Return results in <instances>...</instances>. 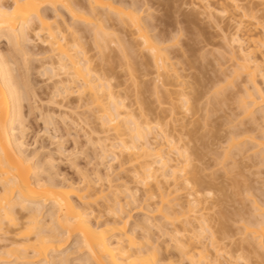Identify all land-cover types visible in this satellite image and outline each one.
Wrapping results in <instances>:
<instances>
[{"label":"bare ground","instance_id":"1","mask_svg":"<svg viewBox=\"0 0 264 264\" xmlns=\"http://www.w3.org/2000/svg\"><path fill=\"white\" fill-rule=\"evenodd\" d=\"M144 1L147 5L148 0H0V44L8 48L7 53L0 51V264H68L66 259L71 252L64 254L62 250L73 239L74 253L80 248L84 250L80 264H179L181 261L186 264H253L256 261L251 260L255 255L260 264L264 261V206L257 207L256 201H250L252 211L246 210L251 216L247 219L240 218L243 214L240 212L245 211L241 208L236 215L240 214L242 226L235 235L234 231L233 234L229 231L226 225L229 218L224 215L225 218L221 216L214 221L216 226H211L213 221L207 212L218 201L209 203L207 200L210 192L202 190L204 182L210 181L203 182L199 174L201 166L193 163L195 159L200 160L197 150L203 148L199 144L189 146L191 141L184 140L191 137L193 142L199 138L203 142L207 135V143L203 142L202 146H219L215 139L223 134V159L246 157L264 165V0H193L194 13L201 14L218 28L223 44L230 49L231 70L228 74L221 71L223 75L220 73L221 76L214 78L208 88H202L204 84H200L199 78L193 77L195 81L191 82L189 75L182 74L184 68L178 67L180 62H170L167 48L176 45L180 29L177 27L178 31L174 30L175 34L167 35L168 38L156 33L153 18L147 15L144 19L139 15V6ZM185 15L183 22H196L191 19L194 16ZM221 22L227 23L226 26ZM29 33L35 38L33 41H37V47H44L47 56L38 52L37 57L26 50L27 43L32 41ZM29 53L36 59L41 58L40 55L48 59L34 69L37 70L34 75L40 73L41 77H47L45 81H52L42 89L46 100L43 97L38 101L34 92L37 89H32L27 82L26 72L30 70H24L31 68L24 67L30 61ZM110 55L119 60L114 66L105 59ZM121 71L132 83L138 111L127 103L128 93L117 89L123 84H118ZM149 75H152L151 94L157 100L161 93L168 102L164 115L157 111L153 114L152 107L143 109L145 104L141 101L149 94L144 78ZM239 78H243L242 83L233 99L236 112L225 120L227 128L207 132V125L201 122L208 121L209 114L218 107L213 105L214 101L217 105L223 103L227 97L225 90L233 88ZM72 94L77 95L76 102H82L84 108H93L99 127H88L89 131L83 135H87L85 141L91 143V147L95 145L93 147L100 150L101 154L96 157L100 162L96 161L104 170L101 174L96 165L90 176L87 170L77 169L81 177L76 181L57 173L54 158L65 157V152L69 151L55 136L58 132L55 124L69 126L71 124L65 121L72 120L57 115L59 111L55 114L52 108L64 111L65 105L56 101L58 98L60 102L66 101ZM38 102L39 105L44 102L48 108L36 105ZM66 102L69 104L68 100ZM25 105L27 113L23 111ZM68 110L66 113H71L72 108ZM26 114L28 117L37 114L35 116L55 131L54 136V131L47 136L50 145L56 143L53 154L47 153L39 159L45 149L40 154L38 148L41 147L31 151L24 122ZM73 122L69 126L73 130L65 128L75 134L79 131L74 133L77 123ZM75 139L77 137L72 139L73 144L79 152L81 149ZM157 139L162 143H157ZM73 148L69 152L75 153ZM105 156H109V161ZM119 158L122 160L118 163ZM112 161L124 172L128 166V173L132 175L131 186L126 181L117 186L129 201L121 202L119 192L112 189L115 187L110 178ZM43 173H47L44 179L41 178ZM103 182L107 186L102 187ZM253 185L245 184L243 188L250 189ZM140 190L144 201H155L152 205L146 204L143 213L155 211L160 221L155 223L145 214L144 219L130 224L128 206L137 200L136 193ZM182 190H186L185 196L180 195ZM96 204L99 207L94 208ZM153 205L156 208L151 210ZM151 233H158L164 240L156 244ZM236 235L240 238L235 239ZM169 249L179 254L177 261L165 255ZM244 253L254 256L249 260L251 257Z\"/></svg>","mask_w":264,"mask_h":264},{"label":"rangeland","instance_id":"2","mask_svg":"<svg viewBox=\"0 0 264 264\" xmlns=\"http://www.w3.org/2000/svg\"><path fill=\"white\" fill-rule=\"evenodd\" d=\"M176 1L177 2H175V0H171V1L170 0H148L147 1L148 6L145 5L146 1H144L141 3V5H140V3L137 4L138 6L140 5L139 7H141L139 9L140 10L139 15L144 19L147 15H150L149 17L153 18L152 19L153 24H155L156 29H157V30L155 29V32L160 34L161 36L166 35L165 37H167V35L168 36L174 35L175 31L177 30V27H178V30L179 29L182 30V31L177 30L179 35L177 34L178 37L175 36L178 38L176 45H174V47H168L169 49L167 48V52L170 56V62H172V63L174 62L176 64H178V62H180L181 65L178 67L182 66L184 68L182 74H184V75L187 74V76L189 75L191 78H188V79H190L191 82L195 81L196 77H197V79L199 78L200 82H202L200 84L201 85L204 84L202 86V88H208L210 86L209 84L211 83V81L214 78H216L217 76L219 77V76L223 75L222 73L228 74V72L231 70L232 62L229 59V57H230L229 56V50L230 49H228L229 47H227L226 45L223 44L224 42H222L223 40H222L220 30L218 28H214L215 26L211 25L207 21V19L204 18V16H202L201 14H198L197 12L194 13V11H196V10H194L193 6H192L193 0H176ZM214 2H218V0H216ZM253 2H256V0H253ZM259 7L261 8V6H259ZM146 8L148 10H146ZM185 14H187L189 16H194V18H191V19H195L193 21H196V22L191 23V24L183 22V16ZM187 15H185V16H187ZM195 15H197V16H195ZM146 18H148V16ZM262 20H264V19H262ZM221 24L223 26H226L225 24H227V23L221 22ZM219 25H220V23H219ZM227 28H228V26H227ZM228 29H230V31H232L231 30L232 28H228ZM155 32L153 31V34H155ZM150 34H152V32H150ZM32 37L33 36L29 33V38L32 39ZM34 39H32L31 42L29 40V43H31V44L27 43L26 50H29L28 52L34 53V55H36L35 53H38V52H39V54L44 53L43 52L44 47L39 46V45L37 47V44H35L37 41L34 42L33 41ZM33 43L36 45L35 48H34ZM4 45H5L4 43L0 44V51L1 52L6 51L7 46H4ZM111 47H113V46H111ZM34 49H35V52H33ZM7 50H8V48H7ZM19 51H18V53H16L17 55L19 53L21 54V52H19ZM6 53H7V51H6ZM45 53H47V52H45ZM45 53H44V55L47 56ZM20 54L18 55V57L21 56ZM39 54H37V55H39ZM44 55H40L41 58H39V59H36V56H34V58H33L32 57L33 54L28 55L29 56L28 59L30 60L29 61L30 64L28 62L27 63L28 65H26V67H24V68H31V69H27V70L25 69L24 70L25 72L28 70L31 71L33 69L32 72H30V71L26 72V74L27 73L29 74V75L27 74L26 76H28L27 82H28L29 86L31 87V85H32V87H31L32 89H34V90L37 89L34 92L38 98V101L39 100L41 101L42 100L41 98H43V97L45 98L43 100H46V97L43 94V92L45 90H42V89H44V87H46V84L50 86V84H48L50 81L47 82L48 79L45 81V79L47 78L46 76H45L46 78L41 77L43 75H41L40 73L39 74L36 73L37 75L36 74L34 75V72H37V70L34 71V69H38L37 65H40L39 63H45L44 61L48 60L47 58H44L45 57ZM106 55H109V53H106ZM19 58H21V57H19ZM107 58H105V59L108 60V63L111 64L112 66H114L113 65L114 63L119 61L117 58H114V56H112V55H110ZM120 62H121V60H120ZM191 64H192V66H191ZM107 67H109V66H107ZM220 69H222V70H220ZM24 71H23V73L25 74ZM221 71H222V73H221ZM119 73H121L120 74L121 79H119L120 81H119V83L118 82L117 83L120 85L122 82L123 84L120 86L118 85L119 88H117V89L120 90L121 92L128 93V95L130 96V99L127 100V103L130 102L131 108L135 109V111H138L137 110L138 105H136L135 101H134V97H135L134 93L135 92L132 91V89L134 90L133 86L131 85L132 83L129 80V78L124 74L123 71H121ZM220 73H221V75H220ZM193 77L195 79L192 81ZM150 79H152V75H149L148 78H144V81L146 82L145 83L146 87L149 89V94L146 93L144 96L145 98H143L146 100L141 101L142 103L144 102L143 104H145V106H147V107L145 108L144 105H143L144 107L143 106L142 107H143V109H145L144 111H146V109L149 107L148 109L149 110L152 109L153 114H155V112L157 111L156 112L157 114H163L164 115L165 112H167L166 109H168V106H167L168 102H167L166 98L164 99V96L161 93H159L161 95V98L159 99V97H160V95H159V97L157 99L158 102H157V100L155 99L156 96L153 95V93L151 94L152 91L150 92V90L152 89V87H150L151 86ZM188 79H187V81H189ZM242 79L243 78H239L238 81L235 82V85H233L234 86L233 88H228L227 90H225L224 94L226 93L225 96H227V97H224L223 103H218V105H217V103L214 101L213 105L216 104V106H218L219 108L216 107L217 108L216 109L215 106H213V108H215V111L216 110L217 111L216 112L214 111L215 113L212 112L211 114H209L208 121H204V123H202L200 121L201 124H204L205 126L207 125V128H206L207 132H208V130H212L214 132L217 129L225 130L227 128V126L224 125L225 120L230 118L231 113L236 112L235 104L233 103V99L239 93V88H240V85L242 83ZM199 80H197V82ZM117 81H118V79H117ZM148 82H150V84H148ZM197 82L195 85L199 84ZM50 83H52V81ZM201 85L200 86L197 85V87L201 88ZM49 86L45 89H48ZM224 94L222 96H224ZM222 96H221V99H223ZM59 99L60 98H58V100L56 99L57 100L56 103L59 102V103L65 105L63 107L61 104H58V105H61L63 107L65 112L63 110L60 111L58 109H55V107H53V108L50 107V108H52L55 112L59 111L58 114H57V112L55 114H57V115L62 114L66 120H69V121L72 120L71 121L72 123L65 121L66 123H68V124L70 123L71 125H73L74 124L73 121H75V124L77 123V125H75V127H74V133H75V131L78 130L79 132H76L78 134L75 133L76 134L75 135V134L71 133L70 131H68L72 128V127H69L71 125L65 126L62 123V125H63L62 126L61 123L58 122L57 119H56V122H58V124H55V125L58 127V129H57L58 132L55 134V131L51 129L52 128L51 126H46L43 123V120H41L42 118L35 116L37 114H33L35 117L33 115L31 117H28L29 115L26 114L27 115L25 117L26 119L24 118V120H26V121H24V122H26V126L28 127L27 140H28V144H30V146H31L30 147L31 151H32V149H36L38 147H41V149L38 148L39 149L38 154H40L42 151H44L42 149H45V152L41 153V155L39 156V159L42 158V155H46L47 153L49 155L53 154V152H55L53 150L56 149L55 148L56 145L54 146L53 144H56V143H52L50 145V142H49L50 140L47 139V136L51 135L52 131H54L52 136H54V134H55V136L57 138H59L58 140L62 141L61 142V143H63V144H61L62 147L64 145L65 146L64 148L66 150H69V151L70 150L72 151L73 147L75 148L76 145L73 144L72 139L74 137H77V139H75V140L77 141L79 149H81L79 152H76V151H78V147L76 146L77 150H76V148L75 149L73 148V150H75V153H74V151L69 152V151L65 150L66 151L65 157L64 156L62 158L60 157L61 159L56 158L57 156L54 157L55 159H57V161H56L57 162L56 163L57 164L56 170L58 171L57 173L61 174L62 176L66 177V178L71 179L72 181L73 180L76 181V179L81 177L79 174V171H78L79 169L80 170L84 169L83 170L84 172L87 170L86 174L90 175L93 168L96 169L95 167L97 165L99 171H101L100 173L102 174L104 171L102 166L104 164V167H105L106 164L101 162L100 163L102 165L101 166L102 169H101L98 166V164H99L98 161L100 162V160L98 159L99 157L96 159L97 155L99 153L101 154V152H99L100 151L99 149L94 148V147H96L95 145H93L94 147L93 146L91 147L90 145H92V144L87 143L88 141L87 142L85 141L87 139V135H86V137L83 135V133L86 134L90 128L97 129L99 127V126H97L98 124H96V123H98L97 119L94 120L95 119L94 117H96V116H94L95 114L92 112L93 108H90L87 106H85V108H84L83 107L84 105H82L83 104L82 102H80V103L76 102L77 101L76 100L77 99L76 94H72V96L69 99H67L69 104H67V102H66L67 100L65 101L63 99L62 102H60L61 99L60 100ZM140 99H142V98L140 97ZM32 100H34V99H32ZM35 100H37V99L35 98ZM69 100H72V103ZM163 100L166 103L163 102ZM159 102H161V104H159ZM39 104H40L39 102L36 103V105H38V106L42 105V104L41 105H39ZM44 104H43V108H46L47 106H45ZM26 106L27 105H25V107L23 108V111L27 113L28 106L27 107ZM68 107L72 108L71 113L68 112L69 114L66 113L67 111H69ZM150 107H152V108L150 109ZM209 107H212V106L209 105ZM43 108H42V110H43ZM58 108H60V106H58ZM44 110H46V109H44ZM67 118H71V120L67 119ZM84 119H86V120L89 119V120L86 121ZM151 119H153V118H150V120ZM85 123H86V125L87 124L88 125L86 126ZM78 124H79V126H78ZM77 126L81 129L80 130L77 129L76 128ZM84 126H86L87 128ZM65 127H69L70 129L66 130ZM88 127H89V129H88ZM63 128H65V129H63ZM65 130L67 131V133ZM72 130H73V128H72ZM204 130L205 129H203V133L205 134L206 130L205 131ZM201 132H202V130H200V133ZM209 132H211V131H209ZM97 133H101L99 136H102V132H100L99 130L97 131ZM69 135H71V136H69ZM104 136H107V134L104 133ZM204 136L206 138H208L207 135H204ZM223 136H224L223 134L221 136L219 134L218 139L217 138L215 139L216 143L218 141L219 146H210V147L207 145L202 146L203 142L207 143V141H206L207 139L205 137H204L203 142L200 141L201 140L200 138L198 141L196 140L197 144L194 143V142H196L195 140H194V142L192 141L191 137H188L189 139L186 138L184 140L186 142L191 141L189 146H192V145L198 146V144H199V146H201L203 148L202 150H201V148L198 149L199 147L197 148L198 149L197 152L199 151L198 153L201 154V155L200 154H198V155L201 158H198L200 160L195 159V161L193 163L201 166L200 168H202V172L199 174H202L201 178L203 179V182L204 181H210V182H206V184L204 182V187L202 190L205 193L210 192V196H206L207 200L209 201V203L210 202L215 203V201H218V203H215L216 206L210 212H207V213L211 216L210 218L212 219L213 222L220 220L221 216H223V215L226 218H229V220L226 219L227 222L225 221L226 225L230 229L229 231L231 232V234L234 233L233 235H235L236 231L238 232L237 228L242 226L241 221H239L240 214L243 213L240 216L241 219L243 217H244V219L251 217L248 214V212L251 210V209L249 210V208H251V206H252L250 201H256L257 207L261 208L262 206H264V165H259L258 162L256 163V161H254V160L251 161L252 159H250V158L246 159V157L237 156V157L226 158V159L224 158L223 159V157H222L223 155L221 156V154H223V147H224V142L222 141ZM197 137H199V136H197ZM60 141H58L57 144H59ZM110 142H112V141H110ZM110 142L108 141L107 143H110ZM160 142L162 143V140L160 141V139L159 140L157 139V143L160 144ZM74 143H76V142H74ZM214 145H216V144H214ZM193 148H195V147H193ZM46 149H48L49 151L48 150L46 151ZM80 152H81V154H80ZM66 156H68V157H66ZM108 157L105 156L104 159L107 158V160L109 161ZM121 158H123V156ZM121 158H119L118 163L121 162V160H122ZM70 159H73V160H70ZM248 159H250V160H248ZM96 160H98V161H96ZM107 160H104V161H107ZM221 162H222V164H221ZM71 163H73V164H71ZM107 163H110V162H107ZM118 163L116 161H112V166H110L111 169L113 170V172L111 174L112 177H110V178L112 180V185H115V187L114 188L112 187V189L117 190L119 192L118 199L121 200V202H124L126 200L129 201L128 199L124 198V196H126V194L121 190V188H118L117 186H118V184L120 185L124 181L129 183V186H131L132 185V183H131L132 175L130 174V172L128 173V166L126 167L127 171L125 169H122V170H125V172H124V171H121V169H119L120 167H119ZM254 163H256V164H254ZM75 164H77V166L79 168L75 167L76 166ZM233 165H236V166L234 167ZM43 174L41 175L42 179L47 177V175H46L47 173L44 174L46 176H44ZM90 176H92V174ZM211 183H213V185ZM253 183H255V184L253 185ZM245 184L246 185L252 184L254 187H252L250 189L243 188V187H245ZM101 186L105 187V186H107V183L103 182ZM199 187H201V186H198V187L194 186V189H201ZM141 193H142V190H140L139 192L136 193L137 200L136 201L134 200V201L135 202L138 201V203L133 202L136 204L135 205L131 202L132 204L129 203V205L130 204L131 205L128 206L130 209L128 207L126 208V211H128L127 209H129V212H130V216H131L130 224H132L134 221H138L136 219L142 220L141 219L142 217L144 219L146 217L145 214H148V213H145V214L143 213L144 212L143 207H145L146 204L152 205V203L155 202V201H151L148 203V202L144 201V197ZM185 193H186V190H182L180 192V195L185 196ZM137 194H139V196ZM182 200H184V199H182ZM135 206H137V207H135ZM154 206L155 205L151 206L150 209L152 210V208H154ZM93 207L95 208V207H99V206H97V204H96ZM155 208H156V206H155ZM241 208L243 209V211L244 210L245 211L240 212ZM139 211H141V212H139ZM239 212H240V214L237 216L236 214H238ZM154 213H156V212L153 211L152 213H149L148 215L150 216V218L152 217L153 221L156 223L157 221H160L161 218L158 216V214H154ZM224 216H223V218H225ZM213 222H211V226H214V225L216 226L217 222H214V223ZM222 222H223V220H222ZM153 232H155V231L153 230ZM138 234H139V232H138ZM151 234H152V241L154 242L155 240H157L156 244H158L164 240L163 237L160 236L158 233H151ZM238 235L235 236V239L240 238V237H238ZM232 238L234 239V237H232ZM234 240H231V241H234ZM73 244L75 246V240L74 239L69 241L62 250V253L67 252V251L72 253L71 254L68 252L69 253L68 255H70L69 257H67L68 259H66L68 264H73L74 262H76V264H77V262H79V260L85 256L84 252H83L84 250L81 248L77 249V250H80L81 252L77 251L76 253H74V251H76L75 250L76 246L74 247ZM160 247L162 248L161 244H160ZM232 247L233 248H231V249H234L233 245H232ZM259 251H260V249H259ZM262 252H264V251H262ZM64 254H66V253H64ZM233 254L235 256H237L236 252ZM238 254H240V253H238ZM244 254L248 258L251 257V258H249V260L252 259V256H254V255H248L246 253H244ZM77 255H78V257H77ZM165 255L166 256L168 255L169 258H173L176 261L178 258H180L179 254L174 249H171V250L169 249ZM251 261L257 262V263L255 262L253 264H260V262H259L260 260H258V256H256V255H255V257H253V259ZM251 261H249V263ZM70 262H72V263H70ZM79 264H80V262H79ZM179 264H186V263L184 261H181ZM261 264H264V261H261Z\"/></svg>","mask_w":264,"mask_h":264}]
</instances>
